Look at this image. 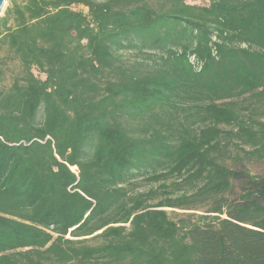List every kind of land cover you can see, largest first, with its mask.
<instances>
[{
  "label": "trees",
  "instance_id": "1",
  "mask_svg": "<svg viewBox=\"0 0 264 264\" xmlns=\"http://www.w3.org/2000/svg\"><path fill=\"white\" fill-rule=\"evenodd\" d=\"M0 264H264V0L11 1Z\"/></svg>",
  "mask_w": 264,
  "mask_h": 264
},
{
  "label": "rangeland",
  "instance_id": "2",
  "mask_svg": "<svg viewBox=\"0 0 264 264\" xmlns=\"http://www.w3.org/2000/svg\"><path fill=\"white\" fill-rule=\"evenodd\" d=\"M11 1H13V0H5L4 4H3V6H2V9H1V11H0V17L3 16V12H4L5 8H6V6H7ZM194 1H196V2L199 3L201 0H194Z\"/></svg>",
  "mask_w": 264,
  "mask_h": 264
},
{
  "label": "built area",
  "instance_id": "3",
  "mask_svg": "<svg viewBox=\"0 0 264 264\" xmlns=\"http://www.w3.org/2000/svg\"><path fill=\"white\" fill-rule=\"evenodd\" d=\"M190 63L193 65V67L196 69V70H199L200 69V65L195 61L194 57L191 56L190 57Z\"/></svg>",
  "mask_w": 264,
  "mask_h": 264
},
{
  "label": "water",
  "instance_id": "4",
  "mask_svg": "<svg viewBox=\"0 0 264 264\" xmlns=\"http://www.w3.org/2000/svg\"><path fill=\"white\" fill-rule=\"evenodd\" d=\"M4 2H5V0H0V11L2 9V6H3Z\"/></svg>",
  "mask_w": 264,
  "mask_h": 264
}]
</instances>
